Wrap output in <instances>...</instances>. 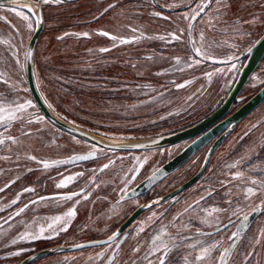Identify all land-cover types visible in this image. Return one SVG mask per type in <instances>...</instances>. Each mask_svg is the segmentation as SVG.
I'll use <instances>...</instances> for the list:
<instances>
[{
  "label": "rangeland",
  "instance_id": "obj_1",
  "mask_svg": "<svg viewBox=\"0 0 264 264\" xmlns=\"http://www.w3.org/2000/svg\"><path fill=\"white\" fill-rule=\"evenodd\" d=\"M156 1L162 7L157 6L154 0H80L72 7L65 3V6L59 4L65 8L59 6L55 12L47 10L49 14L35 53V74L40 92L59 117L106 136H118L117 139L121 138L117 133L122 137L132 134L140 138L186 127L217 106L216 103L232 87L240 69L241 61H231L245 54L255 43L254 39L264 32V0H217L214 3H209V0ZM202 4L208 7L198 16L195 15ZM63 9L65 12L59 13ZM72 9L75 11L71 12ZM9 12L0 9V94L6 98L0 99V104L13 109L16 104L31 101L33 106L16 114L22 119L11 120L9 111L0 112V139L11 136L17 140L14 144L5 139V143L0 145V189H3L0 192V264H18L30 254L45 248L108 237L141 205L145 209L122 233L126 234V238L110 264H158L163 250L156 251L152 240L161 230L165 233L162 239L170 247V237L178 240L181 237L190 238L179 240L184 246L172 250L167 264H184L181 256L189 253V261H192L193 256L199 254L201 246L208 247L215 239L213 237L211 242L198 245L196 242L203 236H200L201 233H211L212 237L230 224L228 217L222 216L220 227H216L218 224L213 212L217 208L214 206L215 200H211V190L216 189L217 193L220 184L228 186L230 182L229 166L234 161L227 158L231 144L229 135H224L222 146L212 156L202 178L185 192L160 202L163 195L175 190L202 167L207 146L182 168L158 181L151 191L126 198L130 189L178 154L187 142L154 151L111 152L55 127L40 112L25 82L24 52L33 31L32 25L28 23V18H21L24 13L10 15ZM30 13L35 17L32 11ZM155 13H159V16ZM234 17L235 21H228L230 18L234 20ZM220 21L222 24L218 25ZM120 28H124V33ZM101 32L110 35L106 37L100 35ZM84 33L88 35L84 36ZM111 36L132 42L123 43L121 49ZM103 48L110 50L101 52ZM196 49L200 50L199 54ZM193 50L208 62L196 58ZM69 60L79 65H69ZM81 63L86 65L81 66ZM120 63L144 72V79L154 84L156 89L139 88V96L134 103L128 100L132 96L123 98L118 92L122 88ZM95 64L102 67L98 72L92 67L91 77L95 80L90 83L94 87H101L96 88L102 93L91 96L94 100L92 103L96 107L99 102L102 103L107 110L104 113L112 112L117 120L132 117L135 121L133 124L139 126L129 124V133L115 128L99 130L98 126L93 125L98 120L91 112L93 108L69 110L68 98L61 94V91H69L73 85L76 71L71 68L86 67L91 71V66ZM154 64L156 67L153 70L150 66ZM167 84L173 89H185L186 94L181 100L194 102L184 107L191 114L188 121H181L183 115L177 112L184 104L177 101L180 105L175 113L171 109L174 107L170 106V112L168 106L162 110L161 104H154L145 124V116H138L133 108L139 109L138 103L161 100L170 92L166 89L170 87H165ZM181 84L184 87H178ZM263 84L264 62L241 92L236 107ZM86 98L85 102H90ZM114 118L108 124L110 127L118 126ZM89 153L93 155L92 158L72 162L76 156ZM59 161L67 163H53ZM43 162L50 166L45 168ZM106 164L109 167L104 169ZM68 177L74 179L66 187L58 188L57 184ZM217 178L220 184L216 183ZM259 183L264 186L260 180L257 181ZM26 188L35 191L26 192ZM249 188L253 189V194L248 193ZM233 190L246 193V197H254L250 214L258 216L261 213L259 207L255 206L264 202L259 189L237 183ZM72 193L79 195L72 200L59 199ZM209 193L211 195L203 203L200 202ZM41 197L46 199L40 200ZM13 200L17 203L13 204ZM32 201L37 203L33 205ZM233 201H228L222 207L224 211H219L228 213ZM25 205L28 208L17 216L16 213ZM261 206L263 208L264 204ZM70 210H74L75 215L69 218L66 214ZM251 215L242 217L237 234L249 227L247 223ZM55 217L61 219L57 221ZM263 220L261 216L252 227L253 242L259 239V234L264 230V227L259 228ZM25 234L26 238H22ZM33 236L38 238L33 239ZM14 240L16 243H13ZM117 241L77 252H57L32 264H106ZM189 243L196 244V247L189 249ZM224 249L222 246L214 249L209 257L195 264H218L215 259ZM245 263L250 264L248 261ZM256 264H264V257L258 258Z\"/></svg>",
  "mask_w": 264,
  "mask_h": 264
},
{
  "label": "water",
  "instance_id": "obj_2",
  "mask_svg": "<svg viewBox=\"0 0 264 264\" xmlns=\"http://www.w3.org/2000/svg\"><path fill=\"white\" fill-rule=\"evenodd\" d=\"M28 2L29 1L27 0H0V5L10 3V5L24 8V6L27 7ZM154 2L157 6L162 7L156 0H154ZM35 4L37 8L32 12L34 13L36 18V29L33 35L31 36L26 48L24 58V69L28 84V90L31 94V97L40 112L51 124L58 127L62 131L69 133L72 136H75L85 142L96 145L106 150L114 151L142 152L155 149H162L194 138V140L190 142L177 155H175L174 157L166 161L164 164L159 166L144 180L138 183L134 188L130 189L125 196L126 198L137 197L141 194L148 192L155 183L176 171L188 160H190L205 145H207L210 141L217 137L209 147L206 153V160L202 167L193 176H191L189 179L179 185L175 190H172L171 192H168L167 194L163 195L160 198V202L166 201L178 194L185 192L188 188L194 185L201 178V176L209 165L214 150L224 139V135H228L230 131L235 127V125H237L242 119H244L247 115L253 112L264 101L263 86L255 94L248 98L243 104H241L236 110L231 111L240 93L242 92L250 77L255 72L264 57L263 33L245 54L235 59L240 60L242 58H246L235 80V83L227 94L226 98L212 113H210L207 117L203 118L199 122L186 128L170 132L164 135L136 139L110 138L86 130L59 117L49 107L48 103L45 101L37 85L34 73V53L37 40L44 28V20L39 1ZM231 126H233V128H230ZM90 154L91 153L79 155L76 157L84 156L88 157L87 159H90L93 157V155ZM83 160L85 159L73 158L72 162H80ZM144 209L145 206L143 205L136 207L129 214V216L120 224L118 229L108 237L86 240L80 243L58 245L51 248H45L34 252L33 254H30L29 256L22 259L18 264H32L33 262L37 261L42 257H46L57 252H77L87 248H95L107 245L118 239L106 263L110 264L115 257L116 250L122 244L126 237V234L122 233L143 212ZM252 216H254V214H252ZM110 237L113 238L109 239Z\"/></svg>",
  "mask_w": 264,
  "mask_h": 264
},
{
  "label": "flooded vegetation",
  "instance_id": "obj_3",
  "mask_svg": "<svg viewBox=\"0 0 264 264\" xmlns=\"http://www.w3.org/2000/svg\"><path fill=\"white\" fill-rule=\"evenodd\" d=\"M27 1H29L27 6L33 7L34 10L37 8L35 3L39 1L40 5H41V11H42V15H43L44 28H45L47 14H49V11H51V12L52 11L55 12L54 10L57 11V9H59V6H60L59 4H61L62 6H65L63 4L67 3L68 7L69 6L72 7V6H74L76 4V1H80V0H60L59 3H57L56 0H50V2L47 3V4L42 3V0H27ZM61 8H65V7H61ZM0 9H4L7 12L11 11V12H9L10 15H13V13H19V12H21V14L24 13L23 16L26 15L28 17V20H29L28 23H30L32 25V28H33V31H32V33L30 35V38H31V36L33 35V33H34L35 29H36V18L29 12V10H27V8H21V7L10 5V3L9 4L7 3V4H4V5H0ZM12 9H14L15 11H12ZM47 10H49V11H47ZM68 10L69 9H67V11ZM72 11H75V9H72L71 12ZM64 12H65V9L59 11V13H61V14L64 13ZM219 13H221V12H219ZM221 16H223V13L220 15V17ZM220 17H217V18H220ZM21 18L23 19V17H21ZM228 21L229 22L235 21V17H234V20L232 18H230ZM219 24H222L221 21L218 23V25ZM224 24H227V23H224ZM44 28H43V31H44ZM120 30L122 31V33H124V31H125L124 28H120ZM43 31L41 32L40 36L42 35ZM40 36H39V38H40ZM260 36H261V34H259V36L254 39V42ZM30 38H29V40H30ZM39 38H38V40H39ZM29 40H28V42H29ZM38 40H37V44H36V47H35V53H36V48H37V45H38ZM120 40H121V38H118L115 44L120 46V48L122 49L123 43H120ZM28 42H27V45H28ZM115 44L113 46H115ZM26 48H27V46H26ZM26 48H25V52H26ZM25 52H24V58H25ZM193 52H194V56L196 58H198L199 60H201L203 62H208V60H205L201 56L197 55L195 53V50H193ZM35 53H34V59H35ZM242 55L243 54H241V56ZM245 60H246V58H242V59L239 60V61H241V65L239 66L240 69L238 70L239 72H240ZM263 62H264V57L261 60V62L258 65L257 69L255 70V72L260 68V66L263 64ZM217 63L223 64L224 62H217ZM125 66H127V64L120 63V68H124ZM24 71H25V69H24ZM239 72H238V74H239ZM34 73H35V65H34ZM254 73L252 74V76L254 75ZM237 76H236V78H237ZM252 76L250 77L249 81L251 80ZM35 78H36V81H37L36 74H35ZM236 78H235V80H236ZM235 80H234L232 86L234 85ZM249 81L247 82V84L249 83ZM25 82L27 84L26 75H25ZM37 85H38V81H37ZM263 86H264V84L262 86H260L258 88V90L260 88H262ZM38 87H39V85H38ZM245 87H244V89H245ZM27 88H28V84H27ZM231 88L232 87H230V89L227 91L226 95L218 103V105L211 112H209L205 116H203L200 120H202L203 118L207 117L210 113H212L223 102V100L226 98V96L229 93V91L231 90ZM240 95H241V93H240ZM238 99H239V97H238ZM236 104H237V101L235 102V104H234V106H233L231 111L236 110L241 105L240 104L238 107H236ZM64 120H66V119H64ZM200 120H198V121H196L194 123H191V124L187 125L186 127L191 126V125L199 122ZM70 123H72V122H70ZM237 125H235V127L237 126V128L235 129V127H234L230 131V133L228 134L229 135L228 139H230L231 144H229V146H228L229 149L227 151V154H228L229 157H227V158L230 161H234L233 165H235V167H231L230 168L231 177H230L229 185L226 186L225 184H220V180H219V178H217L216 179V183L220 184V186H218V188H217L218 192L215 193L216 189H214V191L211 190V192L213 193L211 200H215L214 206L217 209H220V210L224 211V209L222 207L226 206L228 201H230V200L233 201L234 200L233 204L231 205V208L228 209V211H227L228 213H223V212H220V211H216L217 209H215V212H213L214 218L216 220V224H218V225H216L217 228L220 227L219 223L221 221L222 216L228 217V221H229L228 223H230V224L228 225L227 229H224L223 231H220V232L216 233L212 237H209L207 235H205V236L204 235L203 236L200 235L202 237L199 238L200 243L198 245L202 244V242L209 243V242L212 241V243H217L218 244V247H217L218 249L221 246H222V248H230V252H229L228 257H227V264L228 263H230V264H235V263L246 264L245 262H247V261L250 262V264H256L258 258L263 259V257H264V250H262V248H263L262 245H264L263 244L264 243V234H263L264 230L261 232V235L259 234V236H258L259 239H257V241L253 242L252 241V239H253L252 227L254 226L256 221H258V218H261V216L264 217V207L262 208V206H261V204H264V202L262 201V202H260V203L255 205L257 208L259 207V209L261 210V213L258 216H257V214L254 213V216H252L251 215L252 213L250 214V212H252V210H253V207H251V204H252L253 199H255V198L254 197L253 198L252 197H246L247 194L244 193V192H237V191L234 192L233 187L237 183H239L240 185L241 184L242 185L249 184V185H252L255 188L259 189L260 191L258 190V193L260 194L261 197H264L263 196L264 192H262V190L264 189L263 188L264 186H262L260 183L257 184V181H259V180H260V182H264V101L253 112H251L244 119H242ZM79 127H81V126H79ZM186 127H183V128H186ZM183 128H180V129H183ZM180 129H175L174 131H177V130H180ZM86 130H88V129H86ZM89 131H91V130H89ZM174 131H171V132H174ZM91 132H94V131H91ZM94 133L102 135V136H105V137H110V138H117L118 137V136H115V137L106 136L104 134H100V133H97V132H94ZM167 133H170V131L169 132H165V133L156 134V135H148V136H144V137H140V138H149V137L164 135V134H167ZM119 136H121V138H119V139H136V137H134L132 134H127L126 137H122L123 135H121V134ZM216 138L217 137H215L212 141H210L203 148H205L207 146L208 149H209V147L211 146V144L213 143V141ZM193 140H194V138L191 139V140L184 141V142H187V145H188ZM223 141H224V139L216 147V149L214 150L212 156H214L216 151L222 146ZM88 144H90V143H88ZM94 146L98 147L96 145H94ZM98 148H100V147H98ZM166 148H168V147H166ZM208 149H207V151H208ZM155 150H160V149H155ZM108 151H111V152H131V151H114V150H108ZM149 151H154V150H149ZM200 151H198V152H200ZM144 152H146V151H144ZM211 158H213V157H211ZM190 160H188V161H190ZM243 163H244V165H242ZM184 165H182V166H184ZM182 166L180 168H182ZM180 168H178L177 170H179ZM238 172L242 173V176L239 177V178L236 177V173H238ZM169 175H172V173L169 174ZM167 177L168 176H166V178ZM253 180L256 181L255 184L252 183ZM154 185H153V187H154ZM243 188L244 187H242V190H243ZM151 189L149 191H151ZM208 196H209V194H205L201 198L202 200H200V202L203 203L207 199ZM245 215H251L249 217L248 223H247V226H249V227L245 231H242V232L240 231L239 232L240 234L239 233L237 234V231H238V228H239L238 227V223L242 220V217L245 216ZM250 223H251V225H250ZM259 226H260L259 228L264 227V220H263V224L261 225V223H260ZM201 231H203V230H201ZM257 234L258 233H256V236H257ZM213 237L215 239L211 240ZM252 251H254L253 254H252ZM260 252L262 253L261 256L256 255L257 253L259 254ZM252 255L254 256L253 259L251 258ZM218 258L215 259V261L219 264V259Z\"/></svg>",
  "mask_w": 264,
  "mask_h": 264
},
{
  "label": "trees",
  "instance_id": "obj_4",
  "mask_svg": "<svg viewBox=\"0 0 264 264\" xmlns=\"http://www.w3.org/2000/svg\"><path fill=\"white\" fill-rule=\"evenodd\" d=\"M70 61V60H69ZM69 65H79V63H73V62H69L68 63ZM83 65H86V63H81ZM92 67H94V70H96V72H98L100 70V68L102 66H100L99 64H95L93 66H91V71L87 70L86 67H82V68H71L73 69V71H76L75 72V76L73 77V85L71 86V89L69 87V91H61V94H65L66 97L68 98L67 101H68V105H69V110L72 109V110H80V109H92L93 111L92 114L97 118L98 117V122L95 121V123L93 125L95 126H98L99 127V130L101 129H116L117 131H124V132H127L129 133V130H128V125L129 124H133L135 121H133L132 117H120L119 120L115 119L113 117V114L112 112L110 113H104L105 111V108H103L102 106V103L99 102V106H95L92 101H94L92 99L91 96L93 95H98L100 96L99 93H102L97 91V88L101 89V87H97V86H93L90 82L93 81L95 79H92L91 77V74H92ZM155 64L153 66H150V68L153 70L155 69ZM120 71L122 72V75H121V85H122V88L120 91H118L120 94H122L123 98H126L128 96H132L131 99H128V100H131L130 103H134V100L137 96H139L137 90H139V88H150V89H153L155 90L156 89V86L154 84H151V82L147 83V81L144 79V77L146 76L144 72L142 71H138L137 69L135 68H128L127 66H125L124 68H120ZM150 69V70H151ZM90 73V75H89ZM90 76V77H89ZM76 81H78L79 83H75ZM165 81V79H164ZM172 82V81H170ZM97 87V88H96ZM165 87H170L169 84H167ZM160 89V88H159ZM168 90H170V92L168 94H166L164 97L161 98V100H155L154 102H146V103H143V104H139V109L138 107H135L133 108L134 112L138 115V116H145L144 117V123H148L147 122V118L149 115L152 114V111H153V108H154V104L158 103V104H161L162 105V110L164 108H166L167 106L169 107L170 109V106L171 107H174V108H171L174 110V113L176 111V108L177 106H179L180 104H177V101H180L182 102L184 105L182 106V108H178V112L177 113H182L181 115L182 118H181V121H188V117L191 115L189 111L187 110H184V107H188L190 106V103L193 104L194 102H190L187 100H181V98L184 97V95L186 94V90L185 89H181V88H166ZM103 90V88H102ZM183 90H185L183 92ZM114 92L115 89H114ZM125 95V97H124ZM109 96V95H108ZM88 97L90 99V102H85V99L87 100ZM144 97H142L143 99ZM224 98V96H223ZM221 98L216 104L218 105V103L223 99ZM127 100V101H128ZM204 104H206V102L204 101ZM215 105V104H214ZM171 109H170V112H171ZM212 111V110H211ZM115 117H118V115H116ZM115 119L116 121V127H110L108 124H111L112 122V119ZM185 118V119H183ZM193 120V119H191ZM190 120V122H192ZM130 122V123H129ZM138 122V121H136ZM191 124V123H189ZM133 125H137L139 126V124H133ZM81 126V125H80ZM143 127V126H142ZM89 128V127H87ZM88 130H91V131H94L92 129H88ZM102 131V130H101ZM95 132V131H94ZM160 134V133H159ZM118 135H120L118 133ZM152 135H156V134H152ZM127 136V135H125Z\"/></svg>",
  "mask_w": 264,
  "mask_h": 264
},
{
  "label": "snow or ice",
  "instance_id": "obj_5",
  "mask_svg": "<svg viewBox=\"0 0 264 264\" xmlns=\"http://www.w3.org/2000/svg\"><path fill=\"white\" fill-rule=\"evenodd\" d=\"M50 0H42V3L44 4H47L49 3ZM57 3L60 2V0H56ZM214 2H217V0H209V3H214ZM110 7H112L110 5ZM206 7H208L207 4H202L200 6V9L195 13V15H199L200 12H202ZM12 11H15L14 9H12ZM29 11L31 12V8H29ZM107 11V10H106ZM17 15H19V13H17ZM155 15L159 16V13H155ZM24 19H27L28 17L27 16H24L23 17ZM29 27H31V25H29ZM133 31H135L133 29ZM100 35H103V36H109L110 34L107 33V32H101L99 33ZM84 36H87L88 34L87 33H84L83 34ZM113 41H116L118 38L115 37V36H111L110 37ZM132 41H127V40H124V39H121L120 40V43H130ZM110 49H107V48H103V49H100L101 52H107L109 51ZM197 51V54H199L200 50L199 49H196ZM179 62V61H177ZM4 83H7V81H4ZM178 87H184L183 84L179 85ZM0 99H6L2 96V94H0ZM32 102L31 101H27L25 103H19V104H16L15 107L13 109H7L3 106V104H0V112H4V111H9V119L11 120H16V119H22V117H19L17 116L16 114L17 113H22L24 112L27 108L29 107H32ZM49 107H51V105H49ZM5 139L11 141L12 143H17V140L11 136H8L6 137ZM5 139H0V145L4 144L5 143ZM30 159H33L35 160L36 158L35 157H29ZM88 157H75V159H87ZM44 163V167L45 168H48L50 165L47 163V162H43ZM54 164H57V163H67V161H59V162H53ZM142 166V165H141ZM109 165H104V169L108 168ZM229 167H235V165H230ZM104 169H101V171H103ZM242 176V173H236V177L239 178ZM74 179L73 177H68L67 180H64L62 181L61 183L57 184V187L58 188H63V187H66L67 184L72 180ZM253 184L256 183L255 180L252 181ZM264 183V182H262ZM3 189H0V192H2ZM24 191L26 192H32V191H35L34 189L32 188H26ZM248 193L249 194H253V189L252 188H249L248 190ZM79 193H72V195H66V196H63V197H60L59 199H62V200H72L74 196H78ZM209 195H211V193H209ZM55 198V197H54ZM46 199L45 197H41L40 200H44ZM13 204L17 203L16 200H13L12 201ZM37 201H32V204H36ZM199 203V202H197ZM28 208V205H25L24 208H21L17 213L16 215L19 216L21 213H23L25 211V209ZM216 211H219V209H217ZM69 218L74 216L75 215V211L74 210H70L67 214H66ZM155 215V214H154ZM61 217H55V220H60ZM7 223V221H5ZM49 227H51V225H49ZM141 231H143V228H141ZM41 232H43V229H41ZM165 235L164 233V230H161L160 234L158 235H155L153 237V240H152V243L153 245L155 246V250L156 251H160L161 249L163 250V254L160 255L158 257V264H167V260H168V257L170 255V253L172 252L173 249H176V250H179L181 247H183L184 245L182 243L179 242V240H189L190 238L189 237H181L179 238V240L177 238H172L170 237L171 239V247L169 245V243L165 242L162 237ZM201 235H207L209 237H211V233H201ZM22 238H26V234L25 236H22ZM33 239L35 238H38L36 236H33L32 237ZM113 237H110L109 239H112ZM159 242V243H157ZM13 243H16V241L14 240ZM197 244L200 243L199 240H197L196 242ZM187 247L189 249H194L196 247V244H192V243H189L187 245ZM218 247V244L217 243H212L210 244L208 247H203L201 246V249H200V252L198 255H195L193 256V259L192 261H189V255H191V253H189L188 255H182L181 256V259L183 260L184 264H195L196 261H203L206 257H209L211 252L216 249ZM136 251H139V249H136ZM230 252V248H225L223 253L219 256V264H227V257H228V254ZM15 254H19V253H15Z\"/></svg>",
  "mask_w": 264,
  "mask_h": 264
},
{
  "label": "bare ground",
  "instance_id": "obj_6",
  "mask_svg": "<svg viewBox=\"0 0 264 264\" xmlns=\"http://www.w3.org/2000/svg\"><path fill=\"white\" fill-rule=\"evenodd\" d=\"M26 8H28V9L31 8V11H34V8L33 7H26Z\"/></svg>",
  "mask_w": 264,
  "mask_h": 264
},
{
  "label": "crops",
  "instance_id": "obj_7",
  "mask_svg": "<svg viewBox=\"0 0 264 264\" xmlns=\"http://www.w3.org/2000/svg\"><path fill=\"white\" fill-rule=\"evenodd\" d=\"M233 61H235V59H233L231 62H233ZM224 63H226V62H224Z\"/></svg>",
  "mask_w": 264,
  "mask_h": 264
}]
</instances>
